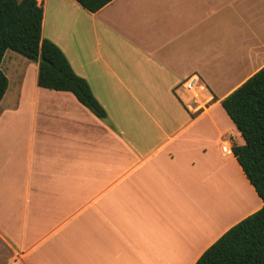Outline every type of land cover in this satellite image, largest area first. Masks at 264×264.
Here are the masks:
<instances>
[{
    "label": "crops",
    "instance_id": "1",
    "mask_svg": "<svg viewBox=\"0 0 264 264\" xmlns=\"http://www.w3.org/2000/svg\"><path fill=\"white\" fill-rule=\"evenodd\" d=\"M37 4L105 117L39 87L36 62L17 82L0 114V264H193L262 205L220 100L264 65V0Z\"/></svg>",
    "mask_w": 264,
    "mask_h": 264
},
{
    "label": "trees",
    "instance_id": "2",
    "mask_svg": "<svg viewBox=\"0 0 264 264\" xmlns=\"http://www.w3.org/2000/svg\"><path fill=\"white\" fill-rule=\"evenodd\" d=\"M94 12L111 0H75ZM42 7L37 0H0V64L10 49L38 65L39 87L70 91L99 118L105 111L87 81L71 68L61 49L42 37ZM39 55L46 60L39 62ZM8 79L0 68V101ZM243 137L232 152L261 199L259 209L229 227L193 264H264V65L220 100Z\"/></svg>",
    "mask_w": 264,
    "mask_h": 264
},
{
    "label": "rangeland",
    "instance_id": "3",
    "mask_svg": "<svg viewBox=\"0 0 264 264\" xmlns=\"http://www.w3.org/2000/svg\"><path fill=\"white\" fill-rule=\"evenodd\" d=\"M32 61L26 59L22 55L7 49L3 55L2 62L0 64V68L3 71V73L6 75L8 79V86L5 92V96L2 101L0 102V114L4 111L7 110L6 108V103L9 102L10 99L8 97L11 95V91L15 89L17 82H22L23 78L26 81V87L30 88L31 87V70L29 66L31 65ZM22 78V79H21ZM7 94V95H6ZM213 134H215L214 130H212ZM234 176V174H233ZM236 177V176H235ZM234 177L231 179H224L222 178V183H221V188L224 193V187L225 185H228L229 188L231 187H236L237 183L239 185L240 178L236 177L235 181ZM226 182V183H224ZM231 182H234L232 186ZM241 185V184H240ZM230 194H226L225 197H229ZM223 198V197H222ZM230 198V197H229Z\"/></svg>",
    "mask_w": 264,
    "mask_h": 264
},
{
    "label": "built area",
    "instance_id": "4",
    "mask_svg": "<svg viewBox=\"0 0 264 264\" xmlns=\"http://www.w3.org/2000/svg\"><path fill=\"white\" fill-rule=\"evenodd\" d=\"M197 78L193 75L187 77L182 83H181V86L184 87L185 89L189 90L190 92L193 93V97H196L197 95V92L195 90V87H196V81ZM194 100V99H193ZM188 108L191 110V107L188 106ZM204 106H198L197 108H193L192 110L194 112L196 111H199L200 109H203ZM195 109V110H194ZM221 151L222 152H230V148L228 146V144L226 142H224L222 145H221Z\"/></svg>",
    "mask_w": 264,
    "mask_h": 264
},
{
    "label": "water",
    "instance_id": "5",
    "mask_svg": "<svg viewBox=\"0 0 264 264\" xmlns=\"http://www.w3.org/2000/svg\"><path fill=\"white\" fill-rule=\"evenodd\" d=\"M38 61H39V62H45L46 60L43 58L42 55H39Z\"/></svg>",
    "mask_w": 264,
    "mask_h": 264
}]
</instances>
